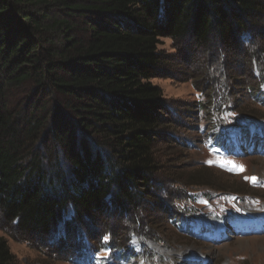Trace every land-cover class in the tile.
Here are the masks:
<instances>
[{
    "label": "trees",
    "instance_id": "16d2710c",
    "mask_svg": "<svg viewBox=\"0 0 264 264\" xmlns=\"http://www.w3.org/2000/svg\"><path fill=\"white\" fill-rule=\"evenodd\" d=\"M263 11L259 0H0L2 223L22 241L38 237L45 244L71 208L61 237L75 239L70 264L104 260L111 252L118 264L146 256L144 248L138 255L130 244L142 234L138 219L123 236L117 228L102 230L92 239L96 244L88 243L87 221L112 206L127 215L147 202L145 196L158 194L156 184L150 187L161 168L156 144L170 122L163 113L173 114L151 83L168 75L169 56L158 48L169 40L176 50L181 42L202 48L218 42L226 53L243 51L244 35L253 36L249 22ZM260 63L253 66L255 101L264 107ZM221 77L231 80L224 67ZM210 104L211 126L199 129L202 145L234 161L237 144L228 133L233 125H222L232 121L224 117L232 114L231 105L219 93ZM234 126L239 137L264 136L255 126L252 134L251 126ZM180 182L182 202L162 211L178 234L203 243L206 231L226 233L219 234L218 223L238 227V211H229L237 195L224 196L228 207L218 206L212 195L194 188L223 190ZM144 228L154 232L153 225ZM0 264H16L1 236Z\"/></svg>",
    "mask_w": 264,
    "mask_h": 264
},
{
    "label": "rangeland",
    "instance_id": "374dc122",
    "mask_svg": "<svg viewBox=\"0 0 264 264\" xmlns=\"http://www.w3.org/2000/svg\"><path fill=\"white\" fill-rule=\"evenodd\" d=\"M259 3L264 6V0H259ZM249 28L253 32L252 38L249 39L245 34L242 40L245 50L236 48L234 54L228 50L227 53L223 51V46L218 42H211L207 48L181 42L177 44L176 50L169 40H163V45L158 49L169 56L168 75L151 79V83L161 89L162 97L173 114L163 113L162 117L170 122L166 124L161 141L156 144L161 168L153 178L154 183L149 185L152 187L156 184L158 194L145 196L147 202L127 215L113 206L93 214L90 221H87L91 235L89 244H96V240L93 242L92 239H96L106 228H117L120 236L131 233V221L138 219L143 235L140 233L139 237L133 236L130 244L137 254L141 255L143 247L147 255H142L138 262L130 264H264V228H259L258 235L252 234L255 225L260 226L264 218V142L255 137L248 138L245 134L239 137V130L234 126L239 124L264 128V107L255 101L257 78L253 67L261 61L264 70V11L249 22ZM252 57L255 62L250 65L248 61ZM223 67L231 80L224 82L222 79ZM217 93L232 109V114L224 116L226 120L227 117L232 118V121H223L222 125H233L228 131L240 153L232 161L244 168L240 174L231 172L236 176L218 170H224L221 163L227 165L229 172L232 168L228 162L218 160L203 147V134L199 133L201 127L211 126L210 98H216ZM253 131L254 128L251 133ZM228 160L231 161V158ZM209 162L212 166H209ZM246 177H256L257 182L253 184ZM180 181L208 182L216 189L223 190L224 194H216L204 186L194 188L196 192L212 195L211 201L218 206L222 204L228 207L224 204V196L237 195L238 200L232 202L234 207H230L229 211L237 212V207L243 214L239 221L240 226H247L245 232L231 229L226 233V241L214 244L201 243L178 234L172 225L164 221L162 211H171L177 203L182 202L181 190L184 185H179ZM71 216L72 210L68 208L58 228L46 239L45 244L38 237H33L30 243L20 240L1 220L0 236L6 240L16 264H70L67 258L75 239H69L68 235L65 240L61 237L64 232L63 222ZM146 225H153L154 232H144ZM83 233L86 234L84 230ZM95 264L118 262L113 252Z\"/></svg>",
    "mask_w": 264,
    "mask_h": 264
},
{
    "label": "snow or ice",
    "instance_id": "6c2138e0",
    "mask_svg": "<svg viewBox=\"0 0 264 264\" xmlns=\"http://www.w3.org/2000/svg\"><path fill=\"white\" fill-rule=\"evenodd\" d=\"M228 163L230 164V166H231V168L235 174H240L244 171L243 166H237L235 164V162H233V161H229ZM209 166H212L211 162H209ZM221 166H223V165H221ZM246 180H248L249 182H251L253 184H255L257 182L256 177H250V178L246 177Z\"/></svg>",
    "mask_w": 264,
    "mask_h": 264
}]
</instances>
